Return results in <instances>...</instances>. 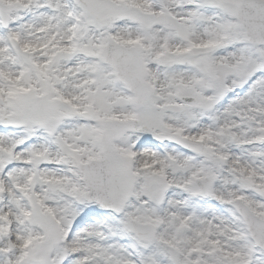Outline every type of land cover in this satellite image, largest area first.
I'll list each match as a JSON object with an SVG mask.
<instances>
[{
	"label": "snow or ice",
	"instance_id": "1",
	"mask_svg": "<svg viewBox=\"0 0 264 264\" xmlns=\"http://www.w3.org/2000/svg\"><path fill=\"white\" fill-rule=\"evenodd\" d=\"M0 264H264V0H0Z\"/></svg>",
	"mask_w": 264,
	"mask_h": 264
}]
</instances>
